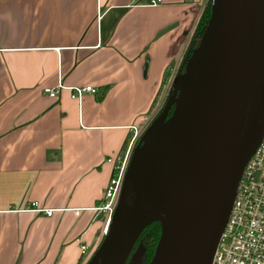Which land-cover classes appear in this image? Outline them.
<instances>
[{
	"label": "crops",
	"instance_id": "crops-1",
	"mask_svg": "<svg viewBox=\"0 0 264 264\" xmlns=\"http://www.w3.org/2000/svg\"><path fill=\"white\" fill-rule=\"evenodd\" d=\"M208 1L0 0V264L93 253L113 167L179 79ZM59 82L97 92H43Z\"/></svg>",
	"mask_w": 264,
	"mask_h": 264
},
{
	"label": "water",
	"instance_id": "water-1",
	"mask_svg": "<svg viewBox=\"0 0 264 264\" xmlns=\"http://www.w3.org/2000/svg\"><path fill=\"white\" fill-rule=\"evenodd\" d=\"M264 134V0H211L192 58L133 145L107 232L84 264H211L242 170ZM142 242L128 264H143Z\"/></svg>",
	"mask_w": 264,
	"mask_h": 264
},
{
	"label": "built area",
	"instance_id": "built-area-1",
	"mask_svg": "<svg viewBox=\"0 0 264 264\" xmlns=\"http://www.w3.org/2000/svg\"><path fill=\"white\" fill-rule=\"evenodd\" d=\"M160 2L161 0H148V4L151 5ZM63 89H68L70 97L78 101L86 94L97 92L91 85L67 87L60 82L54 87H45L43 92L50 98H57ZM131 149L126 150L115 163L102 193L99 209L105 213L103 235L107 232L119 196ZM109 160L113 158L110 157ZM31 204V209L52 214L53 208H42L37 200H33ZM81 253L85 254L86 262L90 257L86 244H81ZM211 264H264V134L242 170L229 216L214 250Z\"/></svg>",
	"mask_w": 264,
	"mask_h": 264
},
{
	"label": "trees",
	"instance_id": "trees-1",
	"mask_svg": "<svg viewBox=\"0 0 264 264\" xmlns=\"http://www.w3.org/2000/svg\"><path fill=\"white\" fill-rule=\"evenodd\" d=\"M210 4H211V0L208 1V3L206 4L202 15L196 25L195 31H194V35H193V39L191 41V43L189 44V47L187 48L185 55H184V61L182 63V70L181 73H183L185 67L187 66L188 62L190 61V59L192 58L193 54L195 53L200 40L202 38V35L204 33L206 24L208 22L209 16H210ZM155 104V102H153V105ZM129 142V138H127L122 145V148L120 150V154H122ZM160 229H161V223L158 219L153 220L148 226H146L142 232L140 233L138 239L136 240L132 251L126 256V258L124 259L123 264H128V261L130 259V256L132 254V252L137 248L139 242L143 243L144 246V250H145V258L143 261V264H146L153 252H154V248L155 245L157 243L158 237H159V233H160Z\"/></svg>",
	"mask_w": 264,
	"mask_h": 264
},
{
	"label": "rangeland",
	"instance_id": "rangeland-1",
	"mask_svg": "<svg viewBox=\"0 0 264 264\" xmlns=\"http://www.w3.org/2000/svg\"><path fill=\"white\" fill-rule=\"evenodd\" d=\"M164 104V102H161V103H159L158 105H157V107H156V110H155V113L154 114H156L158 111H159V109L161 108V106ZM154 117V116H153ZM104 215H105V213H104ZM104 218H105V216H104Z\"/></svg>",
	"mask_w": 264,
	"mask_h": 264
}]
</instances>
